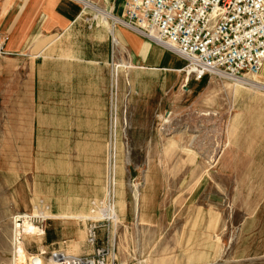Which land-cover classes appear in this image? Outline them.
Returning a JSON list of instances; mask_svg holds the SVG:
<instances>
[{"label": "rangeland", "instance_id": "rangeland-1", "mask_svg": "<svg viewBox=\"0 0 264 264\" xmlns=\"http://www.w3.org/2000/svg\"><path fill=\"white\" fill-rule=\"evenodd\" d=\"M88 1L68 31L40 40L42 54H26V82L0 97V264L20 261V215L43 232L19 239L23 264L54 253L88 264H264V66L258 87L206 76L192 88L185 65L132 63L114 33L122 12ZM37 89L54 114L36 150ZM67 91L74 130L60 109Z\"/></svg>", "mask_w": 264, "mask_h": 264}, {"label": "built area", "instance_id": "built-area-1", "mask_svg": "<svg viewBox=\"0 0 264 264\" xmlns=\"http://www.w3.org/2000/svg\"><path fill=\"white\" fill-rule=\"evenodd\" d=\"M116 24L181 57L195 81L256 75L264 63V0H124ZM6 40L0 34V56ZM27 219L15 217L13 245L14 234L18 242L23 236L15 226ZM86 224L93 245L95 225Z\"/></svg>", "mask_w": 264, "mask_h": 264}, {"label": "crops", "instance_id": "crops-1", "mask_svg": "<svg viewBox=\"0 0 264 264\" xmlns=\"http://www.w3.org/2000/svg\"><path fill=\"white\" fill-rule=\"evenodd\" d=\"M91 1L99 3L105 9H111L117 15H120L123 10L124 0ZM80 12L81 4L77 0H0V34L7 38L4 44V51L7 54L0 56V97H10L5 92L12 88L11 83L19 86V83L26 82V54L31 55L37 48H41L40 40L68 31L80 15ZM114 33L118 44L128 53L129 60L137 66L150 67L156 65L157 67L179 70L185 65V61L181 57L146 41L126 28H117ZM113 42L115 45L117 44L116 41ZM46 48L38 49L37 55L42 54ZM42 59L44 60V57ZM43 60L40 62L41 67L45 64ZM154 60L157 61L155 64L152 63ZM40 65L37 63L35 66L34 76L37 80L40 75H43V70H39ZM260 71H262V68ZM200 85V80H194L191 83L192 88H199ZM18 86L16 85L14 88ZM33 103L37 150L42 142V138L39 139L38 136L39 130L52 129V123L44 126V117L45 120L48 121L50 119V122H52L54 109L47 105L44 107L42 92L38 89L35 91ZM47 107L50 109H46ZM61 108L66 109V129L74 130L73 96L70 95L69 101L68 91L66 93V102ZM10 112L11 110H7V113ZM21 112L25 113L19 110V113ZM39 156L42 157L43 155L38 154Z\"/></svg>", "mask_w": 264, "mask_h": 264}, {"label": "bare ground", "instance_id": "bare-ground-1", "mask_svg": "<svg viewBox=\"0 0 264 264\" xmlns=\"http://www.w3.org/2000/svg\"><path fill=\"white\" fill-rule=\"evenodd\" d=\"M82 5H84L86 7V6L92 5V4L88 0H84V2L82 1ZM103 21H104V19H103ZM263 66H264V63L261 65L260 70H261V68ZM256 76L257 75L252 76L250 79L249 78H245V77H241V78L230 79V80H234L235 83L240 84V85H245V86H249V87H258L259 83L257 81V77ZM262 86H263V84H262ZM31 224L32 223H30L28 221L23 222L22 225L15 226V230H16V228H19L18 234L20 236L21 235H23V236L29 235V236H34V237L38 238L41 235H43V232L39 228H37L35 226H32ZM13 246L15 247L14 249L19 252L20 261L18 262V264H23L24 252L22 251V244L19 243L18 241H16V235L15 234H14V245ZM42 254H44V253L42 252ZM54 254L59 255L61 257L57 256V257L52 258L50 260V264H84V262H86V264H88V261L85 260V259H80V258H76V257H70V256H66V255H63V254H60V253H54ZM54 254H52V255H54ZM62 257H64V258H62ZM67 258H70V259H67ZM74 258H76V259H74ZM36 259H38V258L31 259V260H34L32 262V264H40L41 263V261H39L40 259H38V260H36ZM79 260H82L83 263L81 261H79ZM91 264H95V263H93V261H92Z\"/></svg>", "mask_w": 264, "mask_h": 264}]
</instances>
